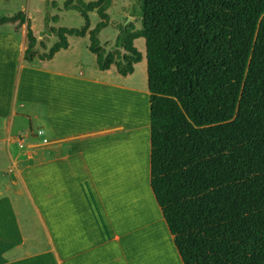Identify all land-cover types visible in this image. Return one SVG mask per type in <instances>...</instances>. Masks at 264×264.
<instances>
[{
    "label": "trees",
    "instance_id": "trees-1",
    "mask_svg": "<svg viewBox=\"0 0 264 264\" xmlns=\"http://www.w3.org/2000/svg\"><path fill=\"white\" fill-rule=\"evenodd\" d=\"M139 4L142 27L122 25L110 51L100 33L112 0H66L60 11L78 12L81 28L50 27L58 17L48 12L46 33L58 40L43 54L24 17V60H51L69 36L89 35L99 69L128 76L143 60L134 44L143 38L150 184L183 264H264V0Z\"/></svg>",
    "mask_w": 264,
    "mask_h": 264
},
{
    "label": "crops",
    "instance_id": "crops-1",
    "mask_svg": "<svg viewBox=\"0 0 264 264\" xmlns=\"http://www.w3.org/2000/svg\"><path fill=\"white\" fill-rule=\"evenodd\" d=\"M1 19L0 264H142L155 228L183 264L150 184L146 45L128 76L99 69L89 35L29 63L26 25Z\"/></svg>",
    "mask_w": 264,
    "mask_h": 264
},
{
    "label": "rangeland",
    "instance_id": "rangeland-1",
    "mask_svg": "<svg viewBox=\"0 0 264 264\" xmlns=\"http://www.w3.org/2000/svg\"><path fill=\"white\" fill-rule=\"evenodd\" d=\"M84 1L92 2L97 0ZM53 2H56L59 8H56ZM65 2L66 0H0V18L5 19L7 28L14 31L20 39H22V29L25 28V24H22L21 20L24 17L29 18L36 37H41L40 40H47L48 44L52 45L57 39L54 37L49 38L54 35L46 33L45 18L48 12L50 20L54 16L58 17L57 22H50V27L81 28L84 25V19L78 12L60 11ZM108 13L110 15V25L101 32L100 41L104 48L110 50L117 35H119L116 30L120 32L122 25L124 26L129 18V23L133 22L137 29L142 27L139 0H112V6ZM90 19L92 28L100 20L95 12L90 13ZM136 47L141 52L144 51L145 40L143 38L137 40ZM141 70L142 66L138 68V72L140 73ZM151 213L155 214L154 218L157 217L153 210ZM151 218L154 219L153 216L142 217L143 220L149 221H151ZM156 232L159 231L156 229Z\"/></svg>",
    "mask_w": 264,
    "mask_h": 264
},
{
    "label": "bare ground",
    "instance_id": "bare-ground-1",
    "mask_svg": "<svg viewBox=\"0 0 264 264\" xmlns=\"http://www.w3.org/2000/svg\"><path fill=\"white\" fill-rule=\"evenodd\" d=\"M140 192L144 199H142L143 205L145 201V205L148 207L149 201L145 189L142 187ZM142 211H144V209H142ZM155 233H157V235L154 237V241L157 244L152 250H145V248H143L144 246L142 245V264H175L173 262V255L171 254L170 250L167 249L165 241L164 243L161 241V237L158 235L159 232H156V228Z\"/></svg>",
    "mask_w": 264,
    "mask_h": 264
},
{
    "label": "water",
    "instance_id": "water-1",
    "mask_svg": "<svg viewBox=\"0 0 264 264\" xmlns=\"http://www.w3.org/2000/svg\"><path fill=\"white\" fill-rule=\"evenodd\" d=\"M129 22H130V18L127 20V22L125 23V25H124V26L128 25V24H129Z\"/></svg>",
    "mask_w": 264,
    "mask_h": 264
},
{
    "label": "built area",
    "instance_id": "built-area-1",
    "mask_svg": "<svg viewBox=\"0 0 264 264\" xmlns=\"http://www.w3.org/2000/svg\"><path fill=\"white\" fill-rule=\"evenodd\" d=\"M40 134H42V133L40 132Z\"/></svg>",
    "mask_w": 264,
    "mask_h": 264
}]
</instances>
